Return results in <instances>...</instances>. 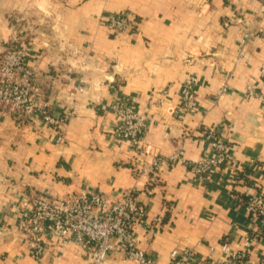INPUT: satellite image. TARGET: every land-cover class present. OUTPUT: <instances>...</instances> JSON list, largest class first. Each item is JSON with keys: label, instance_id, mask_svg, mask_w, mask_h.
<instances>
[{"label": "crops", "instance_id": "0c3cea01", "mask_svg": "<svg viewBox=\"0 0 264 264\" xmlns=\"http://www.w3.org/2000/svg\"><path fill=\"white\" fill-rule=\"evenodd\" d=\"M116 15L136 21L134 29L111 31L107 21ZM17 21L25 22L18 38L52 117H70L50 126L38 115L22 121L0 110V264H91L74 244L50 241L36 258L23 242L19 223L37 192L134 194L147 209L140 248L156 264H172L173 251H190L188 264H222L224 244L239 252L249 241L244 264H264V220L246 209L250 197L264 196L263 3L0 0V56L16 38ZM192 77L197 108L180 120ZM126 100L147 116L148 155L116 135L121 119L113 105ZM208 131L226 145L227 165L198 178L192 164L219 155ZM176 153L185 163L143 172L154 156ZM106 264L134 263L113 254Z\"/></svg>", "mask_w": 264, "mask_h": 264}, {"label": "built area", "instance_id": "2783aa9c", "mask_svg": "<svg viewBox=\"0 0 264 264\" xmlns=\"http://www.w3.org/2000/svg\"><path fill=\"white\" fill-rule=\"evenodd\" d=\"M256 1L264 4V0ZM135 25L136 21L126 15L112 16L107 21L108 28L118 34L130 32ZM250 37L251 33L247 31L243 35L242 44ZM18 39L14 38L12 44H18ZM13 45L0 56V110L11 112L22 121L38 115L43 123L50 126L67 122L70 114L60 120L52 117L50 100L38 82L37 70L26 64V50L20 44ZM260 79L264 84V64L260 70ZM196 83L197 78L192 77L184 85L181 108L177 113L180 120L192 115L197 108V98L193 91ZM254 89L249 88L251 91ZM113 110L121 119L116 128L117 137L141 150V156L150 154L149 147L143 144L147 116L137 112L131 100L115 103ZM205 140L219 155L192 164L191 171L198 178L204 177L215 167L227 165L226 145L219 136L208 131ZM165 162L185 163L178 153L169 157L154 156L143 172L153 174ZM25 205L19 233L36 258L43 255L48 242L56 241L63 247L74 244L86 251L91 256V264H106L113 254L122 255L125 263L156 264L140 248L137 232L147 224V209L134 194L128 193L121 199H112L100 193L81 192L66 197L34 193L27 198ZM246 209L251 217L264 220L263 194L250 197ZM157 220L162 222L161 217ZM251 246L252 241H249L243 251L233 252L228 244H224L221 247L225 256L222 264H244ZM171 259L172 264H188L191 252L173 251Z\"/></svg>", "mask_w": 264, "mask_h": 264}, {"label": "rangeland", "instance_id": "374dc122", "mask_svg": "<svg viewBox=\"0 0 264 264\" xmlns=\"http://www.w3.org/2000/svg\"><path fill=\"white\" fill-rule=\"evenodd\" d=\"M25 22L24 21H17V22H15V25H14V28H15V31H14V35H16V37L18 38V37H21L22 35H24L26 32V30L24 29V27H23V24H24ZM14 40V39H13ZM12 39H10V42H9V44H8V48L9 47H11L13 44H12V41H13ZM19 40V42H18V44H20L21 45V43H22V40L21 39H18ZM18 44H14L13 46H16V45H18ZM5 112H7V111H5ZM38 193V192H37Z\"/></svg>", "mask_w": 264, "mask_h": 264}, {"label": "trees", "instance_id": "16d2710c", "mask_svg": "<svg viewBox=\"0 0 264 264\" xmlns=\"http://www.w3.org/2000/svg\"><path fill=\"white\" fill-rule=\"evenodd\" d=\"M248 202H249V199H248L247 202H246V206H247Z\"/></svg>", "mask_w": 264, "mask_h": 264}]
</instances>
